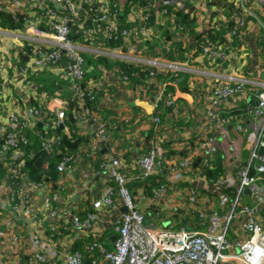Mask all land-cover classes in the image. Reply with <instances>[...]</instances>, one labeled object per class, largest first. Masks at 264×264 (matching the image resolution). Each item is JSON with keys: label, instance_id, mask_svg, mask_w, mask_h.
<instances>
[{"label": "trees", "instance_id": "trees-1", "mask_svg": "<svg viewBox=\"0 0 264 264\" xmlns=\"http://www.w3.org/2000/svg\"><path fill=\"white\" fill-rule=\"evenodd\" d=\"M100 1V0H99ZM99 1L97 0H74V3L77 5V13H73L71 9L63 6H56V3L47 1L44 8L37 6V11L41 13V24H38V28L47 32L55 30V25L62 23L65 20L70 22L71 30L69 32V38L73 41L78 42L83 45H96L101 46L104 49L114 50V49H125L127 40H134L137 36L136 31L142 29L147 30L149 26L145 28L139 25V21L135 18L134 22L129 20L130 13L137 10L136 14L145 13L144 19L149 20V22L154 23L156 18V7L157 3H160L158 6L162 10L165 20L169 22L168 27L166 25L160 24L159 30H163L159 33H156L155 37L152 39L155 40L156 50L160 54V57L165 60L173 61H186L189 59V54L192 53L197 56L203 54L206 56L207 62L216 67H225V61L216 59L211 61L208 59V56L204 53V46L207 43L212 44L213 46H221L224 49L228 44H233L235 47L243 46L245 30L248 27V20L252 18L244 15L245 8L240 3L239 0H212L211 4L219 5L221 12L224 14V20L220 23H215L214 25L209 26L203 31H197V17L193 16L189 12H186L182 7L176 6L172 3V0H109L104 5L108 7L106 12L107 19L101 20L100 16L103 14L100 10ZM181 1V0H180ZM183 1V0H182ZM232 1V2H230ZM123 6V7H121ZM50 10L54 11L51 13ZM19 16V17H18ZM18 18L21 21L22 15L18 14ZM2 19L3 16L1 15ZM91 19L90 21H88ZM40 22V19H38ZM131 21V22H130ZM14 21V18L11 19L9 23V28H21L19 24ZM76 25V26H74ZM124 31L126 33H124ZM149 36H152L153 32L148 29ZM185 36L183 37L182 35ZM193 40L189 42L188 39ZM260 49L262 50V55L264 54V36L261 35L259 41ZM38 50V51H36ZM49 49L45 44L40 42H33L23 40L22 45L19 48L20 64L24 66V72L28 73L32 66L30 61L36 57H39L40 52L48 51ZM81 54L84 58V77L80 81L81 90L85 92L84 100L79 99L77 94L73 90L67 95H61L63 99L62 108L65 112V118L63 125L55 124L54 114L49 113L47 110L46 103L52 97L55 96V90H48L46 87L36 86L35 93L36 96H21L11 90L9 94H4V79L0 76V87L2 88V93L0 94V125H7L6 131H0V147L6 144L7 134L16 129H20V133L24 135L27 141L20 140L14 145H10L9 148L5 151V154L0 155V179L8 177V184L10 175L9 171L11 168H16L18 162L21 159H24V165L18 166L19 174L13 175V179L20 181L23 175H26L28 179L41 186L45 183H50L52 190L56 191L58 189V181L62 172L57 168V164L65 156H73L75 158L76 154H80L86 157H95L99 154V150L96 148V153H90L89 150L92 149V136H86L88 125L92 127L95 133H98V125H104L107 133H111L115 137L123 138V131L130 127L137 128L142 121L150 120L151 118L143 112L141 107L134 106L132 114H119L116 109H105L100 105V97L95 91L99 90V83H97L98 78L103 74L107 68H116L119 76L123 78L124 82L133 89L139 90L142 93V96H151L157 92V85L166 83L165 95L161 97L156 104V110L153 116L159 118V122L156 124L157 127L153 126L147 131H141V137L146 141V147H143L142 150L145 151L156 139L157 135H169L170 138L166 139L164 146L167 148V152L171 151V145L174 144L179 138L171 131L172 129L178 127L183 129L185 125H189V122L183 119L180 115L183 109V99L175 98V86L181 87L183 90H189V86L185 84L187 77L189 76L186 71H176L171 70L166 67H158L149 64H138L135 62L127 61L123 58L113 59L109 57L108 53H97L91 52L90 50H82ZM264 57V55H263ZM264 59V58H263ZM227 66H233L230 61H226ZM242 66L244 65L243 62ZM240 65V63H239ZM241 66V65H240ZM89 67H91L89 69ZM63 77V76H62ZM64 78V77H63ZM94 79V81H91ZM69 84L72 85L73 81L70 79ZM222 79L219 77L216 78L214 85L221 84ZM158 85V86H159ZM58 90L59 85L56 86ZM92 92L89 94V92ZM168 95L174 97L173 104L171 106L165 103V98ZM91 96H93L91 98ZM207 102V107L211 104V98H203ZM238 100V99H237ZM236 100V101H237ZM234 100L225 101L221 105H215V108L218 112L221 113V116L229 118V120L237 121V124L242 126V131H245L247 138L249 134L253 131L263 132V118H264V107L258 105V99L255 96V92H251L248 97H246L245 102L239 103L238 106L233 104ZM231 102V103H230ZM13 103H16L22 109L26 106H35L40 112L39 116L31 117L30 120L32 124L29 126H23L20 128L21 122H14V126H10L6 123L9 119V111L12 109ZM6 107V108H3ZM84 108H89L91 115L88 114L85 116L82 121L78 119L77 112L83 110ZM5 111V120H1L3 112ZM73 113L75 121L69 118L68 113ZM93 116L95 119H93ZM172 121V127L168 128L166 125H169L166 121ZM208 118V117H207ZM5 122V123H2ZM39 122L41 124H39ZM263 134L261 135L263 137ZM57 135L58 139L56 140L54 149L45 148L42 145L43 139L46 137L51 138L52 136ZM261 137V138H262ZM129 139V138H124ZM198 136L189 137L187 143L181 144V150L175 151V154L186 155L189 151L186 148H194L197 143ZM88 141V145H84ZM230 144L231 140H227ZM131 143V141H130ZM231 147V146H230ZM114 153L116 156L120 157L121 164L123 167L124 156L117 150L109 149L108 152ZM142 151H139V153ZM19 153V158L15 159L12 157V154ZM137 153V154H139ZM213 155L209 158V161L202 165V172L206 183H203L202 188L199 189L200 201L205 192H207L208 187L213 185L214 181H217L220 178L225 176L226 166L224 164V157L222 154ZM105 155H102V158L99 160L97 165V171L100 173V165L105 158ZM236 155V153L234 154ZM8 156V157H7ZM123 156V157H122ZM40 158L39 164H37V159ZM137 161V157H135ZM200 159V158H198ZM133 158L131 160V164ZM138 162V161H137ZM75 163V161H74ZM199 163L202 161L199 160ZM259 161L257 158H254L249 167V175H255L257 173ZM240 167V166H239ZM237 167V169L239 168ZM138 174V170L132 174H128V177H132ZM204 182V181H203ZM161 183H166L168 186V194L174 192L175 189H182L183 193L181 196H185V189L188 186V183L185 181H172L169 182L166 179L164 173L153 174L147 179L140 178H129L127 181V186L131 191L132 196L135 200H138L140 195L150 196V202L144 201L142 205L143 210L146 214V220L149 223H153L155 226L159 227L164 225L162 222L167 218L165 215L164 208V199L160 196L153 195V188L158 186ZM238 183V182H237ZM221 189V192L228 194L229 204H231L232 199L236 194V187H226L223 185H218L217 189ZM208 193L212 196L215 194L213 192ZM198 196V195H197ZM149 199V198H148ZM189 207V208H188ZM160 208L161 211L160 212ZM93 210V209H92ZM188 210V212H187ZM229 210L223 204L221 206L209 209H203V213L208 219L210 213L217 212L218 214H224ZM91 211V210H88ZM87 211V212H88ZM171 218L173 221H179L187 227H192V229H203V224L200 223L199 219V210L196 205H189L183 207L180 211L178 208L172 209ZM86 212V213H87ZM85 213V215H86ZM82 216V214L80 213ZM84 215V216H85ZM239 215V214H238ZM192 224V225H190ZM58 225L56 230L51 229V225L48 228V234L52 235L53 232L58 230ZM110 227V226H109ZM189 227V228H190ZM111 228V227H110ZM59 231H62L59 229ZM102 234L100 237L103 239ZM93 237L86 235L83 239H77L72 244L71 251L80 250L83 253H87V245L91 242ZM84 240L86 246L84 245ZM83 245L85 249L82 250Z\"/></svg>", "mask_w": 264, "mask_h": 264}, {"label": "built area", "instance_id": "built-area-1", "mask_svg": "<svg viewBox=\"0 0 264 264\" xmlns=\"http://www.w3.org/2000/svg\"><path fill=\"white\" fill-rule=\"evenodd\" d=\"M47 1L56 3L58 6L68 7L73 13L78 11L74 0H38V6L44 8ZM177 1L174 0L172 3H177ZM259 1L264 5V0ZM100 10L103 13L100 19H107L108 7L104 5ZM50 12L54 13L52 10ZM244 15H247V13L244 12ZM67 22L68 20H65L55 25V30L50 32L39 29L36 24L27 26L35 30V36H30L35 40L31 41L43 43L49 49L40 52L39 57L30 61V65L32 66L31 69L36 71L58 64L63 57V50H65L66 61L70 62L72 60L73 64L62 67V76L73 81L71 89L79 99L84 100L85 92L81 90L80 86L85 70L84 58L81 54L83 47L69 38L71 27ZM124 33L126 32L124 31ZM203 50L209 60L220 59L225 61V67L228 68V73L223 75L224 79H222L221 84L213 85L210 95L211 104L207 107L209 123L217 124L218 133L226 139L229 138L226 129L229 118L221 116V113L213 107L231 99H239V96L245 92L246 85L253 81L244 77L241 66L237 62L239 59V46L235 47L230 43L224 49L221 46H213L207 43ZM96 51L97 53H110L101 50ZM226 61H230L235 65L227 66ZM146 63L176 71H184L189 67L185 61H169L161 57L146 59ZM166 83H162L157 92L153 94L155 105L161 97H164ZM257 84L260 87L255 88V96L258 99V105L264 107V82L259 81ZM91 92L92 90L89 94ZM1 93L2 88L0 87ZM95 93L98 94L97 90ZM173 99L174 97L168 95L165 98V103L171 106ZM48 111L50 115L54 114L56 125H63L65 112L62 104L56 105ZM88 114L91 115V111L89 108H84L77 112V117L82 121ZM39 115L40 112L35 106L30 105L22 109L16 103H13L6 123L14 126V122H21V128L31 125L30 118ZM93 119H95L94 116ZM152 122L153 128H156L159 118L153 116ZM6 127L7 125L1 124L0 131L7 132ZM97 128L103 139L107 140L110 137L103 124L98 125ZM138 128L141 132L151 127L145 121H142ZM122 133L123 138H131L135 133V128L129 126ZM209 133L210 131L198 136L195 147L186 148L189 151L186 155L174 154L171 156L168 155L167 148L164 146L165 140L170 136L167 134L157 135L154 142L145 151L141 150L142 152L137 155L140 168L138 174L132 176L133 178L147 179L153 174L164 173L167 178H171L173 181L187 182L188 186L185 189L186 203L188 206L196 205L198 207L199 219L204 226L203 229H192L186 225L180 226V222L175 220L159 227L147 222L140 200H135L127 186L128 179L132 177H128V173L122 169L120 157L109 152L100 165V173H104L103 177L106 182L103 195L93 200V210L88 211L85 216H73L75 229L87 233L94 230L93 234L95 235L87 245L88 255L86 256L80 250L71 251L66 256V264H230L229 262L234 264H264V223L255 214L257 207L264 204V157L258 154V147L263 144L261 138L263 132L253 131L248 136L251 148L248 164L241 165L235 174L226 175L213 182L215 189L218 185L236 187V194L231 204H229L228 194L221 192L220 202L224 206H229V210L222 215L217 212L210 213L208 219H206L207 215L202 212L203 208L199 197V189L202 187L194 185L192 181L198 179L206 183L207 180H205L201 170L202 165L206 164L209 158L219 151L220 141L217 135ZM139 136H141L140 133ZM7 138L6 144L0 147V155L5 154L10 145H14L20 140L27 141L24 135L20 133L19 128L16 131L9 132ZM57 139V135L51 138L46 137L43 139L42 145L45 148L54 149ZM185 143H187V139L174 142V144H183V146ZM230 145L232 152H236L239 148L235 140H231ZM89 152L96 153V147L92 146ZM15 154V159L19 158L20 154ZM254 158L258 159L259 164L257 173L251 176L248 173V167ZM199 160L202 163H199ZM74 161L73 156H65L57 164V168L64 173L67 169L72 168ZM21 165H24V159L18 162L16 168L9 169L12 175L9 178L7 203L13 208L18 217L27 219L33 225V235L29 238L28 264H55L53 258L55 251L52 242L49 238L43 236V232L39 227L41 208L35 203L33 204L32 201V190L39 185L31 182L26 175H23L20 181L13 179V175L19 174L18 166ZM245 188L256 194V204L241 205L240 196ZM152 191L154 196H160L164 200L168 196L166 183L155 186ZM59 198H61V194L53 191L49 202L57 201ZM120 207H126L127 210L122 212L117 220L109 225L110 229L114 230L117 235L112 242V246H110L111 244H107L101 239V234H98L99 228L96 225L99 218L98 210L104 208L119 209ZM55 211L52 210L51 213L54 214ZM160 212H162L161 208ZM239 213L244 214L242 228L247 232V236L232 238L229 236L230 224ZM51 229L55 231L56 225H51ZM23 239L18 234L10 235V240L15 245L21 246ZM0 264H7V262L1 261Z\"/></svg>", "mask_w": 264, "mask_h": 264}, {"label": "crops", "instance_id": "crops-1", "mask_svg": "<svg viewBox=\"0 0 264 264\" xmlns=\"http://www.w3.org/2000/svg\"><path fill=\"white\" fill-rule=\"evenodd\" d=\"M107 1L109 0H100L99 6H104ZM211 1L181 0L174 4L182 7L193 16H196L198 21L197 31H203L209 26L224 20V14L221 12L220 6L211 4ZM239 1L244 6L247 16L249 17L251 15L252 18L248 20V27L245 30L243 46L239 48V59L237 62L241 65L244 77L253 82H249L246 85L245 92L239 96L237 101L236 99L232 101L233 104L235 103V106H238L241 102H245L246 97L251 92H255V88L260 87L257 82H264V54L262 55V50L259 46L261 35L264 36V5L259 0ZM171 2H174V0ZM159 4L157 3L154 23L144 19L145 13L136 14L137 10L133 11L132 14L130 13V17L128 16L132 22L136 18L139 21V25L143 28L149 26L148 29L153 32L152 36H149L148 29H142L141 32L136 31L137 36L134 40H127L125 49L109 50L101 46L81 44L83 49L90 50L93 53L97 52L96 50L110 52L108 53L109 57L113 59L120 57L138 64H147L146 59L160 57V54L155 48V40L152 37H155L156 33L163 31L159 30L160 24L166 25L167 28L169 22L165 20L162 10L158 8ZM55 5L58 6V4ZM37 6L38 0H0V76L5 80L3 84L4 94H9L11 90H14L16 94L21 96H36L35 85L44 86L48 90H55V96H52L46 103L47 110H49L50 108L53 109L56 105L63 104L61 95H67L72 89L69 81L62 77V67L64 66L61 60L58 64H53L48 68H42L36 71L30 69L28 73L24 72L23 68L25 65L20 64L19 48L23 40H35L30 37L35 36V30L28 28L30 26L29 24H41V13L37 11ZM18 14L22 15L24 21L18 18ZM12 18H14L17 24L21 25V28L8 27ZM38 19H40V22ZM179 35L185 36L184 34ZM188 41L192 42L193 40L189 38ZM192 51L189 54V59H185L189 67L184 70L189 74L185 82L189 86V90H183L177 84H174V97L182 98L184 103L180 115L189 122V125H185L182 130L176 127L171 131L181 141L195 135L200 136L201 134H206L208 131H210L209 134L217 135L220 141L219 153L223 155L226 166L225 176L235 174L237 167L247 165L250 159L251 148L247 138L248 133L245 135L246 132L242 131V126L237 124V121L233 122L228 119L226 129L228 130L229 138L224 139V136L218 133L217 124L209 123L207 118V102L203 99L210 97L216 78L224 79L223 75L228 73V68L216 67L209 64L206 56L203 54L195 56ZM241 62L244 63L243 66ZM91 81H94V79ZM97 81L99 83L98 96L101 98V107L105 109L114 108L116 111L119 110V114H132L133 107L137 106L141 107L143 112L148 116L150 115V118L151 116L153 117L156 110L153 95L150 96L148 94L147 96H142L141 91L128 86L123 78L119 76L116 68H107ZM57 85H59L60 90L57 89ZM158 85L157 89L162 84ZM5 114L4 111L3 115H1V120H5ZM168 119L170 118L168 117L166 121L169 125L166 126L170 128L173 126V123L172 121H168ZM145 122L148 126L152 127V118L145 120ZM144 131H147V129H144ZM139 133L140 129L137 127L132 137L127 140L110 135L111 133H108L110 137L105 140L88 125L86 136L87 138L88 136H92V144L99 150V154L95 157H86L80 154L75 155V163L72 168L62 173L58 181V189L56 191L61 194V198L57 201L49 202L54 191L50 183H45L32 190L33 204L35 203V205L41 208L39 227L43 232V236L49 238L52 242V247L55 251L53 256L55 264H66V256L71 252L72 244L75 240L83 239L86 235L90 237L95 235L93 234L94 230L87 233L75 229L73 226V216L80 215V213L84 216L88 210H92L93 200L100 198L105 191L106 182L103 175L97 171V165L102 155L104 156L109 149H115L124 156L122 169L126 173L132 174L136 170L139 171L140 165L135 157H137V153L143 147H146V141L139 136ZM227 140L237 141L239 148L236 152L231 151V145ZM87 143L88 141L84 145H88ZM181 146L180 144H172L171 151L168 152V155H174L175 151L181 150ZM15 156V153L12 154V157ZM132 158L133 162L131 164ZM166 179L169 182L173 181L171 178L166 177ZM192 183L201 187L204 182L193 179ZM207 190L213 192L215 195L212 196L208 191L205 192L200 202L202 208L206 210L221 206L220 193L222 190L220 188L217 189V187L215 189L213 185L209 186ZM181 193H183L182 189H175L164 200L165 215H167V218L162 222L164 225L169 221L172 223L173 218L170 217L173 212L171 211L172 209L178 208L181 211L183 207L188 206L185 196H181ZM8 196V177H5L0 179V262L6 261L7 264H28V252L30 251L29 238L33 235V225L27 219L18 217L14 213L13 208L7 203ZM138 200L143 204L144 201L150 202L151 198L147 195H140ZM256 202L255 193H252L249 189L242 192L240 196L241 205L256 204ZM226 207L229 208V206ZM52 210H56L54 214L51 213ZM122 212H124L123 207L119 209L104 208L98 210L99 218L96 224L98 226L97 228H99L98 234H104L103 240L107 244H111L110 246H112V242L117 235L114 230L110 229L109 225L114 223ZM255 214L264 223V204H260L257 207ZM243 220V213H239L232 220L229 229L230 237L239 238L247 236V232L242 228ZM50 225L59 226L58 230L53 232L52 235L48 234ZM59 229L62 231H59ZM11 234H18L24 238L21 246L15 245L10 240ZM84 245L86 246L85 240ZM84 245L81 248L82 250L85 249ZM84 254L86 256L88 255L87 253ZM229 263L234 264L232 262Z\"/></svg>", "mask_w": 264, "mask_h": 264}, {"label": "water", "instance_id": "water-1", "mask_svg": "<svg viewBox=\"0 0 264 264\" xmlns=\"http://www.w3.org/2000/svg\"><path fill=\"white\" fill-rule=\"evenodd\" d=\"M91 19H89L88 21H90ZM68 24H70V22H67ZM74 26H76V25H74ZM65 50H63V57H62V59H61V63H62V65L63 66H67L68 64H73V61L72 60H70V62H67L66 61V56H65ZM68 116H69V118L70 119H72L73 121H75V117L73 116V113H68ZM39 124H41L40 122H39ZM262 140H263V144H261L259 147H258V154L260 155V156H262V157H264V134H263V137H262ZM37 164H39V162H40V158H38L37 159ZM248 188H245L244 190H247ZM123 210L124 211H126L127 210V208L126 207H123Z\"/></svg>", "mask_w": 264, "mask_h": 264}, {"label": "rangeland", "instance_id": "rangeland-1", "mask_svg": "<svg viewBox=\"0 0 264 264\" xmlns=\"http://www.w3.org/2000/svg\"><path fill=\"white\" fill-rule=\"evenodd\" d=\"M113 54H114V53H113ZM113 54H112V55H113ZM115 54H116V53H115ZM113 57H114V56H113ZM182 225H183V224H182V223H180V226H182ZM177 226H179V225H177Z\"/></svg>", "mask_w": 264, "mask_h": 264}]
</instances>
